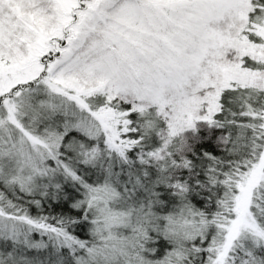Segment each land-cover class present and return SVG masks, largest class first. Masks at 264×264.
<instances>
[{
    "label": "snow or ice",
    "instance_id": "obj_1",
    "mask_svg": "<svg viewBox=\"0 0 264 264\" xmlns=\"http://www.w3.org/2000/svg\"><path fill=\"white\" fill-rule=\"evenodd\" d=\"M0 264H264V0H0Z\"/></svg>",
    "mask_w": 264,
    "mask_h": 264
}]
</instances>
